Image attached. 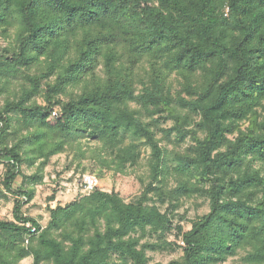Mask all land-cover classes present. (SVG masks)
Here are the masks:
<instances>
[{
  "label": "trees",
  "instance_id": "trees-1",
  "mask_svg": "<svg viewBox=\"0 0 264 264\" xmlns=\"http://www.w3.org/2000/svg\"><path fill=\"white\" fill-rule=\"evenodd\" d=\"M11 25L18 26L15 49L0 56V78L17 74L42 54H48L51 73L69 48L74 59L47 87L48 99L86 74L95 76L100 60L104 76L64 103L53 125L47 122L49 107L24 106L39 86V79L31 78L20 101L4 105L2 114L7 119L0 117V139L8 114L16 112L27 128L35 129L32 142L49 147L48 155L89 136L103 150L116 149L120 163L133 164L139 158L136 147H120V135L128 132L150 147L154 181L160 176L163 154L152 131L127 104L133 102L151 115L167 112L183 140L193 132L184 131L186 119L176 115L165 77L204 71V83L195 89V98L178 97L176 104L197 115L206 132L202 140H195L196 156L183 160L179 168L193 170L209 185L210 211L183 235L182 258L167 264L217 263L250 239L255 247L248 260L264 264V177L246 164L248 157L264 163V114L258 118L255 110L264 101V0H0V30ZM117 50L125 54V65ZM145 58L160 63L162 72L153 68L148 82L135 94L132 69ZM188 90L194 91L190 85ZM242 119H248L249 127L226 140L234 123ZM2 161L12 168L4 179L9 189L21 164L15 147L0 150ZM256 190L261 198L250 205L251 192ZM20 195L24 202L31 199L30 194ZM89 198L112 211L116 226L108 223L103 233H95L86 252L73 253L68 260L56 244L47 241L55 264H109L110 254L146 264L143 253L124 237L134 229L159 224L158 213L140 203L123 204L115 195L97 189ZM20 210L17 202L12 215L20 226L0 222V229L31 237L37 222L22 217ZM68 211L69 206L49 209L50 224L59 221V212ZM27 223L35 228L34 234Z\"/></svg>",
  "mask_w": 264,
  "mask_h": 264
},
{
  "label": "rangeland",
  "instance_id": "rangeland-1",
  "mask_svg": "<svg viewBox=\"0 0 264 264\" xmlns=\"http://www.w3.org/2000/svg\"><path fill=\"white\" fill-rule=\"evenodd\" d=\"M17 30V25L9 26L6 31L0 30V56L15 49ZM116 54L122 55L120 62L125 65V54L121 50H117ZM47 55L34 58L9 78H0V117L4 121L7 119L2 114L4 105L20 101L23 93L29 90L31 78H38L39 86L36 93L24 102V106L49 107L51 115L47 122L53 125L59 118L64 103L92 88L104 76L103 62L100 60V64L95 67V76L86 74L63 86L59 94L48 99L47 87L53 85L62 75L74 55L69 48L59 57L57 66L51 73ZM153 68L162 72L160 63L150 58L138 61L133 67L135 94L140 91L142 84L148 82ZM204 75V71L197 70L195 73L174 72L165 77L166 89L173 100L172 107L176 115L186 119L182 126L184 131L193 132L183 140L179 139V134L174 130L176 122L167 112L159 116L151 115L133 102L127 104L152 131L163 154L160 176L155 181L152 178L153 158L150 147L143 139H136L128 132L120 135V147H136L139 158L133 164L120 163L116 158V149L103 150L99 141L89 136L80 139L78 143L75 141L64 146L57 154L48 155L49 147H40L38 143L32 142L35 129L27 128L18 113H9L7 129L0 139V150L15 147L21 164L16 178L9 189H6L4 179L12 168L10 163L0 162V222H12L20 226L12 215L13 207L20 202L21 216L34 219L38 229L31 237L22 231L17 233L0 229V264H55L53 249L46 244L47 241L56 244L62 250V257L68 260L73 253L79 256L86 252L95 233H103L108 223L116 226L109 208L98 207V203L90 200L89 194L80 191V181L84 175H91L97 180V191L115 195L123 204L140 203L158 213L159 224L134 229L124 237L125 241L130 240L143 253L146 264H167L181 259L184 249L183 235L209 213L210 205L207 194L209 185L203 183L193 170L191 173L188 172L190 169L182 171L181 166L179 168L183 160L188 161L196 156L195 140H202L206 132L199 126V117L179 108L176 100L178 97L187 100L195 98V91L204 83ZM189 85L194 91L188 90ZM255 110L257 117L261 118L264 114V101ZM53 113L56 114L55 118ZM247 127L248 119L236 121L232 127L233 133L227 134L226 140H232L238 131H245ZM249 159H246V164L249 162L251 169L264 177V163ZM22 193L30 194L31 199L24 202L20 195ZM251 193L252 202L249 204L254 205L261 198V194L258 190ZM67 206L69 211L59 212V221L50 224L49 209ZM27 225L29 223L25 226ZM254 241L244 240L231 255L217 263L206 264H262L248 260L254 251ZM23 254L27 256L22 257ZM107 262L133 264L130 259L118 254H110Z\"/></svg>",
  "mask_w": 264,
  "mask_h": 264
},
{
  "label": "built area",
  "instance_id": "built-area-1",
  "mask_svg": "<svg viewBox=\"0 0 264 264\" xmlns=\"http://www.w3.org/2000/svg\"><path fill=\"white\" fill-rule=\"evenodd\" d=\"M55 116L56 114L53 113ZM80 186H81V192L84 194H90L93 192L95 189L98 188L97 180L91 176V175H84L82 176V179L80 181ZM28 228H30V233L34 234L36 232L34 227H30V225H27Z\"/></svg>",
  "mask_w": 264,
  "mask_h": 264
}]
</instances>
